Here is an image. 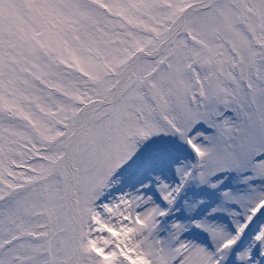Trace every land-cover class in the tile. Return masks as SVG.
I'll return each instance as SVG.
<instances>
[{"label": "snow or ice", "instance_id": "snow-or-ice-1", "mask_svg": "<svg viewBox=\"0 0 264 264\" xmlns=\"http://www.w3.org/2000/svg\"><path fill=\"white\" fill-rule=\"evenodd\" d=\"M0 264H264V0H0Z\"/></svg>", "mask_w": 264, "mask_h": 264}]
</instances>
